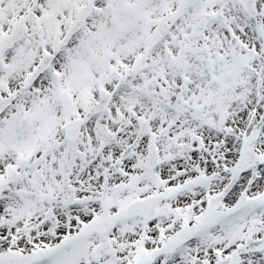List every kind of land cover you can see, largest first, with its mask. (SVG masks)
Segmentation results:
<instances>
[{
	"label": "snow or ice",
	"instance_id": "obj_1",
	"mask_svg": "<svg viewBox=\"0 0 264 264\" xmlns=\"http://www.w3.org/2000/svg\"><path fill=\"white\" fill-rule=\"evenodd\" d=\"M0 264H264V0H0Z\"/></svg>",
	"mask_w": 264,
	"mask_h": 264
}]
</instances>
